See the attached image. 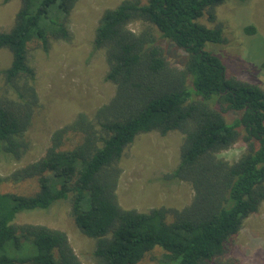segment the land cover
Returning a JSON list of instances; mask_svg holds the SVG:
<instances>
[{
	"label": "trees",
	"instance_id": "16d2710c",
	"mask_svg": "<svg viewBox=\"0 0 264 264\" xmlns=\"http://www.w3.org/2000/svg\"><path fill=\"white\" fill-rule=\"evenodd\" d=\"M19 1L13 27L0 33V49L12 55L0 70V151L15 160L29 149L25 137L39 106L29 45L48 50L51 40H70L67 21L78 2ZM226 1L123 0L103 13L93 48L105 50V79L115 95L93 117L79 113L55 130L44 156L7 178L37 179L39 190L32 196L0 193V264H82L65 232L14 223L20 214L62 201L71 202L76 226L96 241L94 255L103 264H139L156 249L164 252L160 264H238L220 258L264 202V90L227 78L221 58L207 50L208 43L226 42L224 27L199 20L207 15L215 21ZM134 22L153 25L183 50L184 68L170 65L150 29L132 31ZM231 112L240 116L229 122ZM174 131L184 134L180 162L161 180L190 183L192 202L181 210L124 209L117 189L125 149L140 134ZM241 138L248 150L239 160L218 157Z\"/></svg>",
	"mask_w": 264,
	"mask_h": 264
},
{
	"label": "rangeland",
	"instance_id": "374dc122",
	"mask_svg": "<svg viewBox=\"0 0 264 264\" xmlns=\"http://www.w3.org/2000/svg\"><path fill=\"white\" fill-rule=\"evenodd\" d=\"M122 1L78 0L67 21L70 40H51L48 50L38 42L29 45L28 59L36 72L39 106L26 133L29 149L23 158L15 160L0 151V176L4 179L0 183V193L36 194L39 190L37 179L13 182L7 178L44 156L55 130L71 123L79 113L93 117L114 97L115 86L105 79L108 71L105 50L95 51L93 44L103 13L116 8ZM19 8V0L7 3L0 0V33L13 27ZM215 17L213 22L207 15L199 21L210 28L223 25L226 42L208 43L207 50L221 58L227 78L253 83L264 90V0H227L216 8ZM250 26L256 28L255 34L245 32V28ZM129 28L136 33L150 29L160 39L170 65L184 68L187 54L172 41L162 38L153 25L134 22ZM11 62L10 51L0 49V70L8 68ZM239 116L235 112L226 115L229 122ZM183 141L184 134L178 131L166 136L151 132L138 135L125 149L120 161L122 173L117 189L119 203L124 209L149 212L161 207L181 210L190 205L194 197L190 183L165 184L161 180L178 166ZM76 143L77 139L72 137L69 144ZM247 150L248 144L241 138L221 151L218 157L234 163ZM71 211V202L62 201L48 210L20 214L14 223L43 225L63 231L82 264H103L94 255L96 241L80 231ZM163 253L156 249L139 264H160ZM228 260H235L238 264H264V202L258 212L244 221L239 233L230 241L226 253L220 258L223 262Z\"/></svg>",
	"mask_w": 264,
	"mask_h": 264
}]
</instances>
